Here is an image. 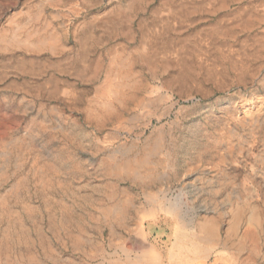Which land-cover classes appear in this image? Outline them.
I'll list each match as a JSON object with an SVG mask.
<instances>
[{
	"label": "rangeland",
	"instance_id": "obj_1",
	"mask_svg": "<svg viewBox=\"0 0 264 264\" xmlns=\"http://www.w3.org/2000/svg\"><path fill=\"white\" fill-rule=\"evenodd\" d=\"M44 2L0 0V264H264V0Z\"/></svg>",
	"mask_w": 264,
	"mask_h": 264
},
{
	"label": "crops",
	"instance_id": "obj_2",
	"mask_svg": "<svg viewBox=\"0 0 264 264\" xmlns=\"http://www.w3.org/2000/svg\"><path fill=\"white\" fill-rule=\"evenodd\" d=\"M75 2L76 0H62L59 2V4L54 5L52 4V0H46V2H44L45 3L44 11H46L49 14L47 27L50 30H53L55 29L56 25L58 26L61 22H63V17L67 14L66 7L68 5H73ZM49 20H51V22ZM214 177L215 178L213 179L215 180L216 184H213L212 186L213 189H216L218 193V198H220V173L216 174ZM210 223H211V227L207 228V233L204 232L208 238H206L205 241L200 243L199 254L197 255L194 254L193 256L190 257L189 255L185 257L182 256L184 261L185 260H191L193 262L203 261V260L209 261L212 258V256H214L215 253L219 254V257L217 259L220 260V240H219L220 237L218 236L219 234L218 229L216 224L212 222ZM177 227L178 225L175 226V230L177 229ZM209 229H211V231ZM173 244H174V237L169 245L166 261H170V259L173 258V255L176 253V252L174 253L172 252Z\"/></svg>",
	"mask_w": 264,
	"mask_h": 264
},
{
	"label": "bare ground",
	"instance_id": "obj_3",
	"mask_svg": "<svg viewBox=\"0 0 264 264\" xmlns=\"http://www.w3.org/2000/svg\"><path fill=\"white\" fill-rule=\"evenodd\" d=\"M261 11V10H260ZM264 12V11H263ZM251 17V16H250ZM259 44V43H258ZM263 44V43H262ZM263 49V48H262ZM150 59V58H149ZM135 164V163H134ZM150 164V163H149ZM144 165V164H143ZM151 165V164H150ZM138 166V165H137ZM140 167H141V165H140ZM138 169V168H137ZM121 170H122V167H121ZM124 170H126V169H124ZM123 170V171H124ZM42 171V170H41ZM127 171V170H126ZM134 171V170H133ZM128 172V171H127ZM132 172V171H131ZM122 173V172H121ZM126 174V173H125ZM136 176V175H135ZM141 177V176H140ZM139 177V178H140ZM138 178V179H139ZM144 180V179H143ZM146 180V179H145ZM176 205H177V203H173L172 205H171V210H174L175 208H176ZM244 209H245V207H244ZM113 212V211H112ZM117 212V211H116ZM244 215V214H243ZM222 216V215H221ZM260 214H259V212L256 214V216H255V218H253L254 219V222H255V224L257 225V226H259L260 224ZM248 217L250 218V215H248ZM242 218V213H238V218L237 219H241ZM251 219V218H250ZM212 220H214V219H212ZM212 220H210L211 222H212ZM250 221V220H249ZM242 222V221H241ZM212 223H216V221H213ZM217 225V224H216ZM243 225V224H242ZM197 227H199V228H202V227H200V226H198V225H196ZM195 226V227H196ZM204 227H206V226H204ZM203 227V228H204ZM240 227V226H239ZM247 227H248V225H247ZM208 228V227H207ZM207 228H204V229H207ZM242 228V227H241ZM244 228V227H243ZM260 228V227H259ZM180 229V228H179ZM186 229V228H185ZM252 229V228H251ZM188 230V229H187ZM210 231H211V229H209ZM249 230V229H248ZM196 231V230H195ZM198 231V230H197ZM200 231H202V230H200ZM200 231H199V233H200ZM185 232V231H184ZM254 232H256V231H254ZM174 234H175V230L173 231V233H172V235L170 236V241H172V239H173V237H174ZM255 234V233H254ZM185 235H187V234H185ZM206 236V235H205ZM238 236V235H237ZM224 241V240H223ZM178 249H180L182 252H184V251H188V249H189V247H187V245L186 244H183V245H181V246H179L178 247ZM156 250H154V251H152V252H155ZM176 253H177V251H176ZM175 253V254H176ZM175 254L173 255V257L175 256ZM194 254H199V251H195V253ZM193 255V254H192ZM137 257H140V256H137ZM145 258H146V256H145ZM179 259L180 260H183V257L182 256H179ZM149 260V259H148ZM172 260H174L173 258H171L170 259V261H167V264H172ZM137 261V260H136ZM145 262H146V264H154V262L153 261H147V259H145Z\"/></svg>",
	"mask_w": 264,
	"mask_h": 264
}]
</instances>
